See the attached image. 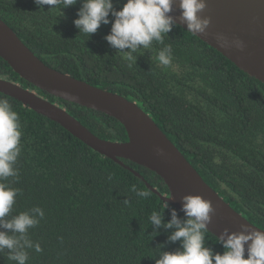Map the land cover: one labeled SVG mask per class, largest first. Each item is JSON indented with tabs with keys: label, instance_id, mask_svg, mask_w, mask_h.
<instances>
[{
	"label": "trees",
	"instance_id": "16d2710c",
	"mask_svg": "<svg viewBox=\"0 0 264 264\" xmlns=\"http://www.w3.org/2000/svg\"><path fill=\"white\" fill-rule=\"evenodd\" d=\"M84 2L59 9L41 8L34 0H0V18L49 66L136 101L212 188L264 228V83L175 22L163 44L139 49L129 67L125 53L105 39L111 23L89 36L76 28L73 21ZM125 2L113 0V6L119 10ZM166 45L172 46L169 66L157 60L158 50ZM0 77L66 108L101 138L128 139L116 118L41 90L1 56ZM0 98L18 113L22 131L15 165L19 175L7 180L20 189L9 218L37 206L45 213L28 231L43 250L28 249L27 264H156L162 253L182 250L180 240L169 239L175 228L153 225L149 218L153 211L161 212L166 224L175 210L184 221V212L57 122L1 92ZM124 162L162 194L168 193L155 171ZM132 185L151 195L140 197ZM204 246L218 254L225 251L208 230ZM8 254V249L0 252V264H16Z\"/></svg>",
	"mask_w": 264,
	"mask_h": 264
},
{
	"label": "water",
	"instance_id": "95a60500",
	"mask_svg": "<svg viewBox=\"0 0 264 264\" xmlns=\"http://www.w3.org/2000/svg\"><path fill=\"white\" fill-rule=\"evenodd\" d=\"M205 2L207 6L201 15L210 18V23L205 32L195 35L238 68L264 83V0ZM170 15L175 23L187 29L186 23L181 19L179 0H174ZM0 56L23 79L41 90L116 118L125 127L128 139L114 141L99 137L66 108L18 82L0 77L1 93L57 122L96 152L130 169L174 209L184 212L183 198L189 195L200 196L209 201L213 211L206 229L219 239L223 237L226 240L227 235L232 233L264 230L235 210L204 180L182 151L136 101L49 66L2 18ZM124 159L155 171L165 181L168 193L162 194L139 171L127 165ZM245 249L247 257V245Z\"/></svg>",
	"mask_w": 264,
	"mask_h": 264
},
{
	"label": "clouds",
	"instance_id": "9594fccd",
	"mask_svg": "<svg viewBox=\"0 0 264 264\" xmlns=\"http://www.w3.org/2000/svg\"><path fill=\"white\" fill-rule=\"evenodd\" d=\"M42 8H68L77 0H34ZM174 0H126L123 6L116 10L113 0H85L78 11V18L73 21L81 33L88 36L96 33L101 24L111 23V32L105 39L115 49L125 53L128 66L135 63L133 55L139 49H149L153 42L163 44L164 37L172 30L174 18L170 15ZM205 0H179L181 19L187 29L193 34L203 33L207 29L210 18L202 17L206 8ZM113 19H109V17ZM242 47V45H241ZM127 49L129 51L125 52ZM172 46L166 45L158 50L157 60L163 66L172 62ZM21 123L18 113L13 110L7 99L0 98V252L9 250L8 258L16 264H27L28 249L41 252L40 243L28 237V231L36 227L44 218L40 207L20 212L9 218L13 211L20 189L10 187L9 177H18L15 167L21 155ZM132 191L147 198L149 191H137L132 185ZM183 211L186 220L181 221L176 211H172L171 220L163 223L161 212L153 211L150 222L156 226L175 228L169 239L180 240L182 250L164 252L156 260V264H264V230L254 232L232 233L227 239L220 238L225 249L223 254L214 253L204 246L206 224L213 211L211 203L200 196H185ZM167 205H163L166 208ZM9 232L14 235H9ZM247 245V258H245Z\"/></svg>",
	"mask_w": 264,
	"mask_h": 264
}]
</instances>
